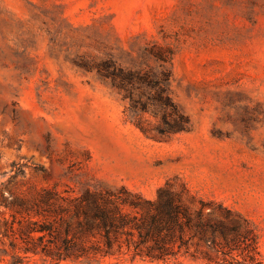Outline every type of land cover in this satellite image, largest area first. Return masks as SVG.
<instances>
[{
	"label": "rangeland",
	"instance_id": "obj_1",
	"mask_svg": "<svg viewBox=\"0 0 264 264\" xmlns=\"http://www.w3.org/2000/svg\"><path fill=\"white\" fill-rule=\"evenodd\" d=\"M166 183L211 202L213 249L58 264H264V0H0V264H54L28 233L44 191Z\"/></svg>",
	"mask_w": 264,
	"mask_h": 264
},
{
	"label": "trees",
	"instance_id": "obj_2",
	"mask_svg": "<svg viewBox=\"0 0 264 264\" xmlns=\"http://www.w3.org/2000/svg\"><path fill=\"white\" fill-rule=\"evenodd\" d=\"M126 79L124 84L132 83L130 76ZM122 87L132 100V90ZM155 102L166 126L187 124L164 89L156 93ZM169 107L171 111L167 112ZM168 116L173 118L171 123L167 122ZM18 202L26 205L27 201ZM187 202H196L195 197L186 189L174 191L168 183L157 190L152 200L124 187L116 193L87 189L71 198L44 191L33 201L31 215L37 221L31 223L28 233L38 234L31 239L42 243L52 238L55 251L43 248L42 253L54 264L126 254L132 259L167 262L189 255L193 241L213 249L224 237L218 230L220 221L204 212L211 202L197 200L199 207L195 210Z\"/></svg>",
	"mask_w": 264,
	"mask_h": 264
}]
</instances>
